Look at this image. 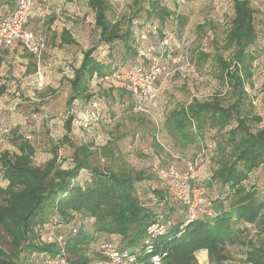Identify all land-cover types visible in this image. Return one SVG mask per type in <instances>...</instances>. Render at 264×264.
I'll use <instances>...</instances> for the list:
<instances>
[{
    "label": "trees",
    "instance_id": "trees-1",
    "mask_svg": "<svg viewBox=\"0 0 264 264\" xmlns=\"http://www.w3.org/2000/svg\"><path fill=\"white\" fill-rule=\"evenodd\" d=\"M17 1L0 0V8L5 5L14 10ZM181 1L133 0L132 10L119 19L110 0H87L94 13L97 40L95 45L82 51L80 65L73 69L71 78H66L70 89L66 104L73 111L77 106V117L69 113L64 124L65 134L53 143L52 157L43 165L35 164L36 149L20 134L19 127L12 130L18 153L0 151V175L6 183V186L0 184V227L8 240L5 243L0 238V264H56L63 253L71 264H96L101 258L98 246L105 243L120 252L133 249L138 264H152L153 256H160L161 264H199L196 254L201 250L208 252L211 263L222 264L228 260L227 247L240 241L244 226H255L264 238V200L245 184L264 165V127L253 130V124H261L263 119L259 115L250 116L252 103L246 90L253 77L252 48L258 40L257 11L251 0H233V17L223 44L230 56L226 58L218 51L212 57L216 79L226 88V97L194 99L172 110L164 124L168 135L183 149L198 145L207 131H216L219 136L215 141L218 167L207 180L225 188L223 195L229 199L228 205L225 198L212 204L198 182L204 191L202 206L208 204L213 209L212 218L203 216L184 226L183 207L170 195L172 182L164 181L159 175V170L171 165L181 170L178 164L169 162L154 173L125 167L117 170L121 157L118 141L124 136L108 137L106 145L101 147H95V138L79 143L72 138L74 121L99 100L92 91L96 82L100 89L102 83H110L108 90H100L98 97L109 98L115 93L114 101L123 105L128 101L129 110L149 117L136 111L137 100L130 85L117 80L115 75L133 66L148 68L151 64L148 54L162 56L166 64L172 53L170 41L168 45L164 43L169 40L166 31L170 23L181 24L182 16L177 11ZM27 28L30 29L28 24ZM56 38L53 36V41ZM59 40V47L78 45L67 28ZM18 44L29 53L26 74L36 73L37 57L23 43ZM105 52L107 58L102 59L101 54ZM116 55L121 56V61H132V65L128 68L115 65ZM210 57L201 52L198 60ZM5 90L3 87L0 94ZM81 106L87 110L79 114ZM144 118L142 122L150 124L153 130L154 148L165 151L157 142L156 134L160 130ZM100 122L92 123L90 128ZM63 147L73 150L67 167L59 157ZM210 148L212 145L207 144L201 150ZM82 174L90 176V181L82 182ZM162 205L169 209L168 213L158 211ZM176 212L180 219L172 221L166 217ZM161 217L171 220L172 225L165 235L154 240L153 252L146 254L148 229ZM85 220L91 222L90 228ZM52 234L63 238L62 245L49 240ZM251 244L254 249L248 253L246 263L264 264V239L259 247ZM199 258L205 261V253L201 252Z\"/></svg>",
    "mask_w": 264,
    "mask_h": 264
},
{
    "label": "rangeland",
    "instance_id": "rangeland-1",
    "mask_svg": "<svg viewBox=\"0 0 264 264\" xmlns=\"http://www.w3.org/2000/svg\"><path fill=\"white\" fill-rule=\"evenodd\" d=\"M110 1L119 19L132 10L133 0ZM82 2L83 0H51V7L43 8L44 14L41 18L35 17L30 20V29L36 32L45 44L41 56H36V73L28 76L23 63L14 64L13 68L7 65L0 69V90L3 87L8 89L0 94V151L18 153L13 145L12 130L19 127L20 134L26 136L36 149L35 164L43 165L52 157L50 151L53 143H57L65 134L64 124L69 113L76 116L77 106L73 111L66 104L70 90L66 78L72 77L73 69L79 65L80 59L82 60V51L95 45L98 36L94 26V13ZM251 5L257 11L258 40L252 48L255 55L253 77L246 85V90L252 103V107H249L252 111L250 116L259 115L263 119L261 124H253V130L257 131L264 127V0H251ZM57 10L59 11L55 12ZM177 11L182 16L181 24L179 21L170 23L166 31L172 48V53L166 59L167 71L161 75L157 84L158 96L152 106L153 115L145 117L154 122L160 130L156 134L157 142L165 151L154 148L150 124L142 122L144 116L129 110L128 101L124 105L118 100L114 101L115 93H111L112 96L109 98L98 97L100 90H108L110 86L108 82L102 83L101 89L97 82L92 85V91L97 93L99 99L96 104L101 111V122L89 131L78 128L73 123L72 138L77 143L85 140L94 141L95 138V147H101L106 145L105 139L108 137L124 136L118 141L121 157L115 169L125 167L150 173H154L160 166L165 167L169 162L178 164L183 170V165L175 161L176 159L193 160L202 147L211 144L212 148L206 151L207 156L197 169L196 175L197 181L206 190L205 197L214 204L217 199L226 197L223 195L225 188L221 184L207 180L218 167L215 143L220 138L216 131H207L202 142L183 149L168 135L164 124L172 110L194 99L226 97L224 96L226 88L216 79V66L212 57L218 51L223 52L226 58L230 56L229 52L224 51L223 44L233 17V0H182ZM51 18L54 21L48 28L47 24ZM64 28L69 29L78 45L59 47V39L53 41L52 33L56 32L59 37ZM201 52L208 53L211 57L200 61L198 57ZM25 54L29 57L28 52ZM120 57L116 55L115 65H123L124 68L132 65V61H121ZM101 58H107V52L102 53ZM41 76L43 81L39 82ZM83 108L84 106L79 108V114L87 110ZM72 153L73 150L69 147L60 150L59 157L64 167L68 166ZM81 179L86 183L90 181V176L82 174ZM0 184L6 186L1 180V175ZM245 184L264 200V165L254 171ZM224 202L228 205L229 199L225 198ZM158 211L168 213L169 209L162 205L158 207ZM199 215L203 217L201 212ZM168 216L172 221L180 219L177 212L167 214L166 217ZM85 224L91 227L89 220H85ZM243 229L245 232L240 235V241L234 246L227 247L225 254L228 260L222 264H247L245 259L254 249L251 242L255 247L261 245L264 238L260 236L255 226L247 225ZM0 238L7 243L1 227ZM200 253L197 254L199 264H214L209 261L206 254V260H200Z\"/></svg>",
    "mask_w": 264,
    "mask_h": 264
},
{
    "label": "built area",
    "instance_id": "built-area-1",
    "mask_svg": "<svg viewBox=\"0 0 264 264\" xmlns=\"http://www.w3.org/2000/svg\"><path fill=\"white\" fill-rule=\"evenodd\" d=\"M35 0H18L15 9L10 15L0 13V52L12 47L15 43H23L29 52L35 56H41L45 49L42 39L38 38L34 31L27 28L31 15V10ZM168 45L169 40L164 42ZM151 64L148 68L143 69L139 66H133L127 69L123 74L115 75L117 80L125 81L130 85V89L137 100L136 111L145 115L152 116V106L157 100V84L161 75L166 73L167 68L163 62L162 56H151ZM43 77L39 78V82ZM101 111L96 103L74 122L75 126L83 130H89L92 123L101 120ZM206 155L203 149L193 160H182L184 167L179 170L175 165L159 170L160 178L164 181L171 180L170 195L174 202L183 207L185 225L196 221L200 218V212L203 216L212 218L213 209L207 204L202 206L204 191L198 186L197 169L202 165ZM172 225L171 220H164L163 217L148 229V237L145 241L146 254L153 252V243L159 236L165 235ZM48 225L45 226L47 228ZM50 241L56 240L60 245L63 243L61 236L51 235ZM100 260L96 264H138L137 256L134 251L126 250L117 251L111 244H101L98 246ZM152 264H161L160 256L151 258ZM56 264H71L65 257L64 253L59 257Z\"/></svg>",
    "mask_w": 264,
    "mask_h": 264
},
{
    "label": "crops",
    "instance_id": "crops-1",
    "mask_svg": "<svg viewBox=\"0 0 264 264\" xmlns=\"http://www.w3.org/2000/svg\"><path fill=\"white\" fill-rule=\"evenodd\" d=\"M82 3L86 4L88 6L87 0H83ZM50 5H51V0H35L34 5L32 7V10H31L30 19L28 21V26H29V23H30L31 19H34L35 17L41 18V16H43V14H44V9L43 8L45 6L46 7H51ZM58 11L59 10H57L55 12H58ZM12 12H13V10L8 9V7H6L5 5H3L2 8H0V13L1 14L10 15ZM51 20H52V18L49 19V21H48V24H47L48 28L50 27ZM29 28H30V26H29ZM52 35L53 36L56 35V37L58 36V34H56V32L52 33ZM60 35H59V37H60ZM59 37H57V38L59 39ZM28 58L29 57L26 56L25 50L22 47V45H20L18 43H15L9 49H6V50H3V51L0 52V59H2L1 65H0V69H2L4 66H7V65H9V68H13L12 66H15L16 64L23 63L25 68H26V71H27L28 68H29V64H30V59H28ZM80 63H81V59H80L79 65H80ZM1 76H4V75H1ZM6 91H8V89ZM200 252H204L208 256V252L206 250H201L198 253H200ZM197 254H196V257H197ZM208 259H209V257H208Z\"/></svg>",
    "mask_w": 264,
    "mask_h": 264
}]
</instances>
